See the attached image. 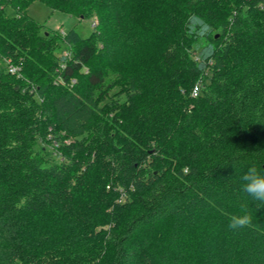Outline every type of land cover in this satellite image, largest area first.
Masks as SVG:
<instances>
[{
  "label": "trees",
  "instance_id": "1",
  "mask_svg": "<svg viewBox=\"0 0 264 264\" xmlns=\"http://www.w3.org/2000/svg\"><path fill=\"white\" fill-rule=\"evenodd\" d=\"M32 1L0 0V264H264V0H41L85 38Z\"/></svg>",
  "mask_w": 264,
  "mask_h": 264
},
{
  "label": "rangeland",
  "instance_id": "2",
  "mask_svg": "<svg viewBox=\"0 0 264 264\" xmlns=\"http://www.w3.org/2000/svg\"><path fill=\"white\" fill-rule=\"evenodd\" d=\"M27 12L31 17L43 24L42 31H57L63 35L70 29H75L82 38L88 37L94 30L96 23L95 16L81 17L72 15L61 10L53 9L41 0L32 1L27 7ZM9 13L13 14L14 11L9 9ZM207 80L208 78L204 75L200 76L196 82L202 84ZM48 148L51 149V146Z\"/></svg>",
  "mask_w": 264,
  "mask_h": 264
},
{
  "label": "clouds",
  "instance_id": "3",
  "mask_svg": "<svg viewBox=\"0 0 264 264\" xmlns=\"http://www.w3.org/2000/svg\"><path fill=\"white\" fill-rule=\"evenodd\" d=\"M243 191L252 201L264 205V171L258 170L255 166L249 167L242 175ZM252 216L246 208L241 210L240 214H230L228 216V230L238 232L250 227Z\"/></svg>",
  "mask_w": 264,
  "mask_h": 264
},
{
  "label": "built area",
  "instance_id": "4",
  "mask_svg": "<svg viewBox=\"0 0 264 264\" xmlns=\"http://www.w3.org/2000/svg\"><path fill=\"white\" fill-rule=\"evenodd\" d=\"M10 70H11V71H15V70H16V67H14V66H10ZM198 93H199V87H198V85H196V86L194 87V89H193L192 94H193L194 96H196V95H198Z\"/></svg>",
  "mask_w": 264,
  "mask_h": 264
}]
</instances>
